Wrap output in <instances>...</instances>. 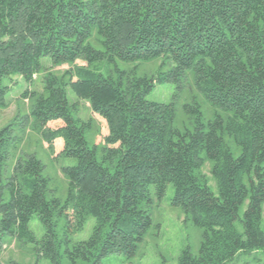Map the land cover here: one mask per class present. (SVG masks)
Returning a JSON list of instances; mask_svg holds the SVG:
<instances>
[{
	"label": "trees",
	"instance_id": "1",
	"mask_svg": "<svg viewBox=\"0 0 264 264\" xmlns=\"http://www.w3.org/2000/svg\"><path fill=\"white\" fill-rule=\"evenodd\" d=\"M94 33L101 49L90 43ZM43 58L51 70L85 63L50 72L42 91L22 95L49 151L61 140L58 156L77 164L61 169L69 181L63 203L44 164L34 154L18 157L23 137L15 136L14 124L1 128L0 239L35 243L38 256L61 264L58 223L81 231L94 218L89 240L72 247L65 240L71 264H101L113 254L132 259L153 225L144 202L152 188L162 197L171 185L173 206L203 230L198 254L187 249L179 264H240L242 255L264 251V0H0V108L9 106L5 81L21 76L32 83L44 70ZM159 58L170 69L157 79L89 70L102 61ZM191 75L225 116L205 123L195 101L185 107L193 126L180 131L174 102L147 96L159 82H170L176 98ZM68 90L77 102L69 101ZM82 103L106 122L107 135L93 145L88 134L95 123L78 116ZM53 122L56 129L49 128ZM207 162L218 194L203 172ZM34 216L46 229L40 241L30 230Z\"/></svg>",
	"mask_w": 264,
	"mask_h": 264
},
{
	"label": "rangeland",
	"instance_id": "2",
	"mask_svg": "<svg viewBox=\"0 0 264 264\" xmlns=\"http://www.w3.org/2000/svg\"><path fill=\"white\" fill-rule=\"evenodd\" d=\"M96 33L90 40L92 46L96 49H101L96 44ZM42 66L43 72L35 77L32 83L26 82L21 76H14L11 80H6L5 85L9 86L7 100L9 101L8 108H0V129L4 126L13 123L14 134L16 137H23L20 145V153L18 157L34 154L45 166L44 175L51 179V185L56 189V197L63 203L68 198L69 181L62 174L63 167L75 166L77 164L75 159L67 158L65 156H58L62 145L61 140L54 142V153L49 151L47 142L44 141L41 135L34 130L33 118L31 122L28 120L30 115L31 101L24 99L22 95L27 91L40 92L44 87L45 77L50 73L62 74L66 70L73 67L85 66V63H76L74 66L64 65L56 67L51 70V60L43 58ZM170 66L162 58L141 61V62H122L117 60L116 63H109L107 61L94 63L90 67V71L95 74H102L105 77L114 76L117 78V70L123 72L134 73L136 77H143L149 79H157L163 73L167 72ZM76 79V78H75ZM183 90L178 93L179 96L174 98L177 94L176 84L170 82H159L155 85L153 91L147 96V100L151 102L169 104L174 102L176 109V119L174 128L180 131L192 128L193 120L190 115L185 112V107L188 105L199 104L203 120L205 123L213 120L219 113L225 116L223 112L212 106L204 96L196 89L193 77H186L182 81ZM68 98L71 103L78 101L75 94L68 90ZM83 120L92 118L94 120V129L88 134V141L91 145L95 142H101L104 135L107 133L106 122L99 116L92 113L88 103H82L80 113L78 115ZM58 122L49 124V128L56 129ZM227 144L234 150L235 156H239L240 151L236 148L235 142L227 139ZM241 146L239 150H241ZM15 159L10 160L7 166L6 175L10 176L13 172ZM213 163L207 162L203 172L208 177L211 187L214 192L216 190V183L213 179L211 169ZM175 196V189L169 185L165 194L160 197L151 189L150 202H144L143 208L151 215L153 225L147 234L145 241L140 246L137 254L132 259H128L122 254H113L102 259L101 264H179V259L184 251L187 249L196 255L199 252L203 230L193 224L192 221H186V215L180 208L173 206L172 200ZM245 205L241 214L246 210ZM263 216L261 228L264 231V203L262 207ZM97 223L94 218H89L83 230L76 231L71 228L66 220L58 223L56 232L58 234L57 243L59 245V254L61 255V264H71L70 260L66 258V244L65 240L70 239V246L89 240L93 235L94 228ZM236 227L242 232V225L240 222L236 223ZM30 230L34 233L36 238L40 241L46 234V229L40 222L37 216H34L30 222ZM254 257L258 260L254 261ZM15 262L17 264H51L50 260L38 256L36 244L31 242H18L11 236L5 235L0 239V264H9ZM238 263L248 262L251 264H264V251L255 254H244L237 260Z\"/></svg>",
	"mask_w": 264,
	"mask_h": 264
},
{
	"label": "crops",
	"instance_id": "3",
	"mask_svg": "<svg viewBox=\"0 0 264 264\" xmlns=\"http://www.w3.org/2000/svg\"><path fill=\"white\" fill-rule=\"evenodd\" d=\"M106 132H107V131H106ZM105 135H107V133H106ZM105 135H104V136H105ZM61 142H62V141H61ZM61 146H62V145H61Z\"/></svg>",
	"mask_w": 264,
	"mask_h": 264
}]
</instances>
